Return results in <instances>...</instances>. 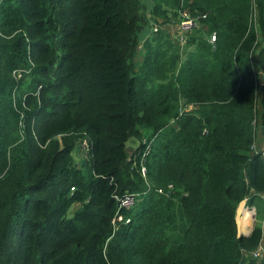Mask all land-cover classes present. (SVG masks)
<instances>
[{
	"label": "trees",
	"instance_id": "16d2710c",
	"mask_svg": "<svg viewBox=\"0 0 264 264\" xmlns=\"http://www.w3.org/2000/svg\"><path fill=\"white\" fill-rule=\"evenodd\" d=\"M259 130L264 0H0V264H264Z\"/></svg>",
	"mask_w": 264,
	"mask_h": 264
},
{
	"label": "rangeland",
	"instance_id": "374dc122",
	"mask_svg": "<svg viewBox=\"0 0 264 264\" xmlns=\"http://www.w3.org/2000/svg\"><path fill=\"white\" fill-rule=\"evenodd\" d=\"M179 13H180V10H179ZM179 20H180L179 14L175 17L174 22L168 21V20L164 19L163 17H159V21L150 17V20H149L150 22H149V24L145 30L146 34H145L144 38H142V40L141 39L139 40V42L137 43V45L135 47V53L136 54H135L134 58H135L137 64H141V62L143 61V57H144L143 56V51H144L143 44H144V41L146 39L147 34L153 32L152 30H154L153 29L154 26L158 25L159 27L162 26V28H169V30L171 31V32L168 31L169 33H172L174 36L180 37L179 25H178ZM198 24H199L198 27H196L195 29L203 28V20H198ZM204 37H207V33L204 35ZM185 103H186L185 100L181 101L182 108L185 107ZM173 122L174 121H172V123ZM263 144H264V139L262 138L261 130H259L254 150L261 149L263 147ZM139 146H140V142H137L136 144H132L130 142V144L128 145V148L130 151H132L135 148H138ZM72 157L74 158V161L76 162L75 164H77L80 167H83L85 173L89 174V170L86 167H84V164H85L84 160L88 157V154H87V151H85V149L82 147V145L80 143L75 147V149H73ZM246 201H243L239 205L238 213H237L239 232L244 233V234H248L250 232V230H252V228L254 227L255 224H258V225L264 227V196L257 198L254 202V205H252L253 207H251L249 205V203ZM78 208H79V204L74 203L71 206L70 210L68 211V216L69 217L72 216ZM245 210L249 211L252 215L251 226L247 225L243 219V215H244ZM247 255L251 256L250 254H247ZM258 262L261 264L262 261L258 260Z\"/></svg>",
	"mask_w": 264,
	"mask_h": 264
},
{
	"label": "built area",
	"instance_id": "2783aa9c",
	"mask_svg": "<svg viewBox=\"0 0 264 264\" xmlns=\"http://www.w3.org/2000/svg\"><path fill=\"white\" fill-rule=\"evenodd\" d=\"M207 17V13L204 14H198V15H193L189 9L187 8H182L179 13V33H180V40L182 42H186L187 40V34L191 31H193L196 27H198V20H204ZM208 41L215 45L216 42V33L213 32L212 34L208 35ZM14 75L17 77H21V73L19 71H15ZM256 142L253 145V149L255 147ZM82 147L87 151L88 149V143L84 142L82 144ZM151 150V146L148 145L147 149L145 151V155L148 154V152ZM262 152L263 158H264V148H261L259 150H255ZM142 173L144 176L147 174V170L145 165L142 167ZM170 188H172V184L169 185ZM160 191H163V189H160ZM119 201V204L121 207L129 209L132 207H135L137 203V194L134 193H127L123 196H117L116 197ZM251 257L254 259H260L264 257V240L259 244V246L250 253Z\"/></svg>",
	"mask_w": 264,
	"mask_h": 264
},
{
	"label": "crops",
	"instance_id": "0c3cea01",
	"mask_svg": "<svg viewBox=\"0 0 264 264\" xmlns=\"http://www.w3.org/2000/svg\"><path fill=\"white\" fill-rule=\"evenodd\" d=\"M132 144H136L137 142H139L137 139H135L134 137H132L131 141ZM247 202V201H246Z\"/></svg>",
	"mask_w": 264,
	"mask_h": 264
},
{
	"label": "water",
	"instance_id": "95a60500",
	"mask_svg": "<svg viewBox=\"0 0 264 264\" xmlns=\"http://www.w3.org/2000/svg\"><path fill=\"white\" fill-rule=\"evenodd\" d=\"M131 139H132V138H130V139L127 141V143H126L127 146L130 144ZM246 235H247V234H246Z\"/></svg>",
	"mask_w": 264,
	"mask_h": 264
},
{
	"label": "bare ground",
	"instance_id": "6f19581e",
	"mask_svg": "<svg viewBox=\"0 0 264 264\" xmlns=\"http://www.w3.org/2000/svg\"><path fill=\"white\" fill-rule=\"evenodd\" d=\"M243 219H244V221H245V218H244V216H243ZM248 225V224H247ZM249 226H251V225H249Z\"/></svg>",
	"mask_w": 264,
	"mask_h": 264
}]
</instances>
